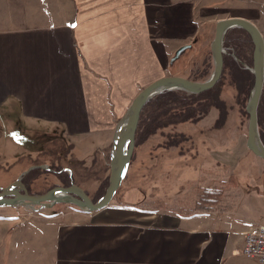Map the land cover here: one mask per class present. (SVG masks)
Returning <instances> with one entry per match:
<instances>
[{
	"label": "crops",
	"instance_id": "1",
	"mask_svg": "<svg viewBox=\"0 0 264 264\" xmlns=\"http://www.w3.org/2000/svg\"><path fill=\"white\" fill-rule=\"evenodd\" d=\"M222 13L249 20L264 38V0H0V110L53 125L72 153L92 158L110 149L134 97L171 75L174 52ZM159 161L166 170L160 157L145 164ZM222 174L203 186L192 180L189 195L55 222L51 264H259L240 254L251 225L230 212L179 214L198 187L233 175ZM159 200L165 208L152 209Z\"/></svg>",
	"mask_w": 264,
	"mask_h": 264
},
{
	"label": "rangeland",
	"instance_id": "2",
	"mask_svg": "<svg viewBox=\"0 0 264 264\" xmlns=\"http://www.w3.org/2000/svg\"><path fill=\"white\" fill-rule=\"evenodd\" d=\"M221 2L222 6L229 4ZM232 14L222 13L217 18L237 17ZM209 24L214 22L202 27V35L179 58L176 68L170 71L171 75L177 72L174 76L187 78L192 70L191 77H197L207 63L210 74L206 78H209L213 71L210 42L214 36V26L207 28ZM224 48L227 54L229 50ZM229 52L234 59L235 55L231 50ZM236 59L241 66L251 67ZM221 88L226 113L219 128L212 126L219 115L213 109L198 124L187 123L176 129L164 128L149 137H146L145 130L139 133L126 176L117 190L116 202L121 200L128 205H136L148 203L155 195L176 197L185 191L189 195L192 180L196 179V183L202 186L207 185L216 178V172L217 175L221 174V179L223 171L227 170L236 179L235 187L228 192L233 199L228 216L246 225H264V161L246 147L248 116L242 95L230 79H226ZM57 134V128L53 125L41 121L31 123L16 114L6 115L0 110V187L15 182L29 167L38 166L23 177L22 183L30 195L43 194L55 185L73 183L74 171L75 184L93 201H97L108 184L110 150L98 152L94 160L82 158V150L62 153L65 145L57 139ZM179 134H183L186 140ZM46 148L49 150L47 155L38 158L37 155ZM148 157L165 159L167 169L162 166V161L155 167L147 166L145 161ZM74 161L85 165L72 170L69 164ZM216 167L220 170L217 171ZM162 168L166 177L161 175ZM152 180L159 182L152 185L157 184L154 189L150 185ZM179 184L186 186V189L183 190ZM200 188H197L196 194ZM80 213L73 206L35 207V210L27 207L0 208V264H51L54 223L77 220L81 218Z\"/></svg>",
	"mask_w": 264,
	"mask_h": 264
},
{
	"label": "water",
	"instance_id": "3",
	"mask_svg": "<svg viewBox=\"0 0 264 264\" xmlns=\"http://www.w3.org/2000/svg\"><path fill=\"white\" fill-rule=\"evenodd\" d=\"M233 28L244 30L253 45L251 67L242 66L253 78L245 111L248 116L246 147L256 157L264 161V144L258 128L257 109L264 86V38L258 28L249 20L241 17H228L218 20L214 27V36L210 42V53L213 71L205 81H192L180 76L161 77L143 88L131 101L123 116L117 122L112 136L109 152V177L104 194L97 200L92 199L78 185L71 183L67 187L55 186L43 194L30 195L22 183L23 177L38 166H31L23 172L15 182L0 187V208L35 207L49 209L58 204L73 205L84 212H94L105 208L124 180L135 147V135L142 110L154 97L168 91H183L188 94H200L215 86L223 69L224 38ZM192 43L179 47L171 57L169 65L176 62L184 53L192 48ZM238 62V60L234 57ZM69 174L71 172L67 170Z\"/></svg>",
	"mask_w": 264,
	"mask_h": 264
},
{
	"label": "trees",
	"instance_id": "4",
	"mask_svg": "<svg viewBox=\"0 0 264 264\" xmlns=\"http://www.w3.org/2000/svg\"><path fill=\"white\" fill-rule=\"evenodd\" d=\"M213 26L215 25L213 24L212 28ZM201 35H197L194 38L193 44L196 43L197 41L196 38ZM224 47L228 48L229 51L231 50V53H233L235 57L238 58L240 61L251 66V55L247 51V49L252 53L253 45L251 43L249 35L244 30L239 28H233L229 30L224 38ZM229 51L227 52V54L223 55L222 74L220 76V79L213 88L205 92H202L200 94H188L183 91H168L154 97L146 104V106L141 112L138 127L136 130L135 147H136L137 137L142 130H145V132H147L146 137H149L151 135H154L158 130L164 128L176 129L178 126L187 123L198 124L202 119L207 117L210 111L213 109L218 111L219 115L214 121L212 126L215 128H219L220 126H222L221 124L225 120L226 112L224 111L225 105L223 104V100L221 99V94H222L221 87L224 85L226 79H230L232 85L235 87V89H237V92L240 95H242L243 105L246 104L248 100L249 91L253 84V78L247 71L243 70L242 66L239 63H237L230 56ZM179 61L180 59L174 62L171 65V69L176 68ZM203 69L204 70L202 71V74L197 77H191L192 70H190L187 79H190L192 81H202V80L205 81L207 79L206 77L210 74L209 72L210 66L206 63ZM176 73L177 72H174L173 75H176ZM257 115H258L259 134L264 144V86L257 109ZM179 135L186 140V137L183 134H179ZM71 149H72L71 146H64L61 152L70 153ZM109 150L110 149H108V151ZM48 151H49L48 148H46L37 157L42 158L46 156ZM94 157L95 155L92 157V160L95 159ZM26 159L32 160L30 158H26ZM69 165H72V170H73L74 168H79V166H84L85 163L74 161L71 162ZM72 181L74 184L76 183L74 171H73ZM235 183H236V179L234 175H230L227 181L220 182L210 187H201L196 194L192 208L184 209L179 214L184 216H191L194 214L197 215L207 214V213L222 214L225 212H230L233 207V199L230 193L228 194V192L229 190H231V188L235 187ZM70 184L71 182H68L66 184L63 183L62 186L64 185L63 187H67ZM104 192L102 193V195L104 194ZM116 193L113 196L110 204L112 202H116ZM121 203H122L121 200H117L116 202V204L122 205ZM58 206H73V205L58 204L55 205L54 208ZM165 206H166V202L159 200L152 209L154 210L161 209V208H165ZM73 207L77 208L76 206ZM77 209L81 211L79 208ZM152 209H148V210H152Z\"/></svg>",
	"mask_w": 264,
	"mask_h": 264
},
{
	"label": "built area",
	"instance_id": "5",
	"mask_svg": "<svg viewBox=\"0 0 264 264\" xmlns=\"http://www.w3.org/2000/svg\"><path fill=\"white\" fill-rule=\"evenodd\" d=\"M252 0H249L251 3ZM241 256L264 264V225L251 226L244 234Z\"/></svg>",
	"mask_w": 264,
	"mask_h": 264
},
{
	"label": "bare ground",
	"instance_id": "6",
	"mask_svg": "<svg viewBox=\"0 0 264 264\" xmlns=\"http://www.w3.org/2000/svg\"><path fill=\"white\" fill-rule=\"evenodd\" d=\"M130 165V164H129ZM123 182V181H122ZM122 184V183H121ZM87 194V193H86Z\"/></svg>",
	"mask_w": 264,
	"mask_h": 264
}]
</instances>
